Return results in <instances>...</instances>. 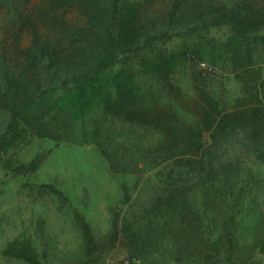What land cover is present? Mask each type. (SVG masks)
<instances>
[{
  "label": "trees",
  "instance_id": "16d2710c",
  "mask_svg": "<svg viewBox=\"0 0 264 264\" xmlns=\"http://www.w3.org/2000/svg\"><path fill=\"white\" fill-rule=\"evenodd\" d=\"M151 1L0 0V9L6 6L0 114L8 121L0 136V200L10 183L23 180V166H13L9 151L23 132L57 145L91 137L108 167H116L106 139H97L96 118L109 115L162 130L160 148L174 159L177 176H201L192 189L171 177L163 195L134 216L120 218L110 209L104 237L111 244L124 241L125 264H249L255 252L264 253V7L254 0H160L165 5L156 11L162 19L157 29L148 27ZM213 26L232 33L211 36ZM172 37L177 44L170 49L164 43ZM188 63L198 72L185 106L171 81ZM224 75L238 85L235 96L209 89L214 76ZM238 129L253 140L260 166L202 151L205 132L215 137ZM30 165L35 173L37 165ZM38 185L69 198L63 183ZM72 204L83 264H97L105 245ZM3 222L0 213V227ZM1 253L24 264L49 261L46 250L23 235L8 240Z\"/></svg>",
  "mask_w": 264,
  "mask_h": 264
},
{
  "label": "rangeland",
  "instance_id": "374dc122",
  "mask_svg": "<svg viewBox=\"0 0 264 264\" xmlns=\"http://www.w3.org/2000/svg\"><path fill=\"white\" fill-rule=\"evenodd\" d=\"M254 1L264 7V0ZM163 5L165 3L162 1L154 0L148 6V27L154 25L160 28L162 19L156 11ZM5 9V5L0 9V40L5 33L4 20L1 18ZM187 22H182L186 23L185 27ZM201 26L198 25L197 29L205 32ZM178 28L175 27L169 34L175 35ZM231 33L227 26H213L208 32L219 38H225ZM25 42L26 38L21 45ZM176 44L177 39L174 37L164 43L170 49L176 47ZM197 72L198 68L188 63L171 81L174 87L181 88V92L177 93V102L188 106V97L192 95V78ZM214 77L215 81L208 84L209 89H225L229 97L235 96L239 88L232 79L226 78V75ZM96 119L101 128L97 139H106L105 148L114 157L112 160L116 167L112 169L91 137L57 145L23 132L9 148L13 166H23L18 170L23 180L10 183L0 200V213L4 214V222L0 227V264H24L1 253L8 240L20 235L32 237L40 251L46 250L49 261H45V264H83L86 258L83 255L82 234L77 217L71 214L72 209L70 211L68 207L70 201L80 213H85L95 241L105 245L104 252L100 255L98 253L100 259L97 264H125L128 260V247L124 241L111 244L104 237L109 230L110 209L118 213L120 218L131 217L148 206L153 198L162 196L165 182L170 181L171 177H180L181 182L190 188L201 181V176L197 174L177 176L174 159L160 148L161 142L166 141L162 130L132 125L101 113ZM7 122V118L0 114V136L6 133ZM201 141L202 151L210 149L213 155L219 156L224 162L240 160L260 166L251 143L253 140L245 130L227 131L215 137L205 132ZM213 141L219 143L214 144ZM31 162L37 165L35 173ZM39 182L67 185L69 198L66 199L64 194L53 196L45 187L38 185ZM262 198L263 194H259L258 199ZM167 264L179 263L170 259ZM249 264H264V253L255 252Z\"/></svg>",
  "mask_w": 264,
  "mask_h": 264
}]
</instances>
